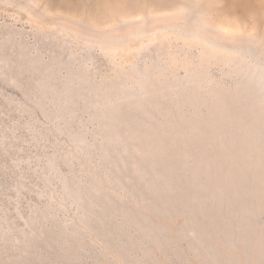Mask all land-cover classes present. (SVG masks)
<instances>
[{
	"label": "rangeland",
	"instance_id": "1",
	"mask_svg": "<svg viewBox=\"0 0 264 264\" xmlns=\"http://www.w3.org/2000/svg\"><path fill=\"white\" fill-rule=\"evenodd\" d=\"M0 264H264V0H0Z\"/></svg>",
	"mask_w": 264,
	"mask_h": 264
}]
</instances>
